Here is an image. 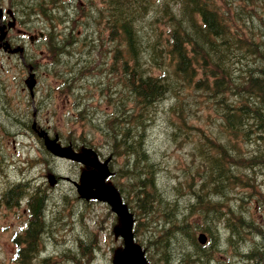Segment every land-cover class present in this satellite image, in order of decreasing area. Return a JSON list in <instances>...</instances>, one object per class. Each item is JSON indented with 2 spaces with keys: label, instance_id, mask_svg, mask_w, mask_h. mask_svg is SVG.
<instances>
[{
  "label": "trees",
  "instance_id": "trees-1",
  "mask_svg": "<svg viewBox=\"0 0 264 264\" xmlns=\"http://www.w3.org/2000/svg\"><path fill=\"white\" fill-rule=\"evenodd\" d=\"M104 3L95 30L79 40L87 58L67 64L75 112L68 121L75 128L62 143L105 156L111 171L115 159H123L119 177L128 193L120 196L147 264H222L215 255L219 246L232 250L224 253L227 264H264V214L255 217L247 205L250 196H263L253 197L258 211L264 201V182L259 191L255 187L264 179V0ZM37 12L55 13L43 7ZM85 13L93 15L88 5ZM78 25L74 21L71 34ZM72 39L56 37V53H69ZM88 75L100 84L94 104L78 88ZM101 106L106 108L99 111ZM203 115L206 129L191 124ZM157 117L171 143L191 145L168 182L158 178L167 168L145 148V130ZM97 143L104 151L94 149ZM247 188L249 193L241 190ZM35 194L27 199L25 247L15 251L20 264H29L45 230L44 199ZM19 197L3 201L13 207L11 200ZM198 230L208 235L207 244L197 243Z\"/></svg>",
  "mask_w": 264,
  "mask_h": 264
},
{
  "label": "rangeland",
  "instance_id": "rangeland-1",
  "mask_svg": "<svg viewBox=\"0 0 264 264\" xmlns=\"http://www.w3.org/2000/svg\"><path fill=\"white\" fill-rule=\"evenodd\" d=\"M68 1V0H67ZM66 1V2H67ZM81 1V0H80ZM84 1V0H83ZM91 9H93L95 12H97V9L103 8V1L104 0H90ZM89 1V2H90ZM87 2V0H85ZM85 2L81 5L80 8H71L68 9V11L71 10L70 13H68L70 16L78 13L76 17L79 16V18H84V13L86 11ZM68 4V2H67ZM83 7L85 8V11L83 12ZM82 12V13H81ZM80 13V14H79ZM54 22L56 23L55 25ZM91 22L93 23V19H91ZM52 26L56 30H63L66 25H63V22L60 20H53L50 19L49 26ZM67 24V23H66ZM40 29V28H38ZM40 49L37 50V53H39ZM49 51V50H47ZM51 51L54 52V49H51L49 51V55H51ZM83 49L77 48L74 53L76 56L82 54ZM39 55V54H38ZM73 57V55H69ZM47 57L46 53H44L41 56H37V66H41L42 63H44V58ZM84 59H86V54L83 55ZM96 63L98 64L99 56L96 58ZM71 62V61H68ZM1 68H0V81H2L7 89L5 93H2L0 95V109L3 111H7L10 113V115H19L22 113L23 119H26L30 123L32 122L31 119V108L30 104L26 103L27 99V90L23 89V86L25 87V84L23 83L25 79H27V69L24 67H20L19 70V76L16 79V82L12 79L15 78V74L10 70L8 66L3 62H0ZM44 68V69H43ZM40 69L38 67V75H37V82L39 83L37 86V92H36V100L37 97L40 95H43L44 92L48 90L50 87L53 90V98L50 102L47 101V103L41 108L40 112L36 114V122L39 124V126L45 128L50 127L55 131V133H59L63 135L65 138L67 132L69 131L70 127L75 128V126H71V123L68 121V115L69 117L74 116V108L72 107V98L66 97L64 93L70 94V89L68 92L67 87L63 88L64 93H59V80L55 78V75L58 74L57 69H50L45 70V67ZM92 75H88L87 80L80 82L78 85L79 90L83 94V97L88 96L92 99L91 103L94 104L98 95L96 88L100 85L99 82H97L96 79H94ZM20 83H23L21 86ZM82 88V89H81ZM49 91V90H48ZM69 96V95H68ZM90 99V100H91ZM67 100V101H66ZM29 106V107H28ZM35 107L36 103H35ZM106 108L105 106H101L99 109L102 110ZM0 110V112H1ZM1 117L3 118L4 115ZM199 117L194 116L191 119V124L206 129V122L204 121L205 116L199 120ZM12 122V121H11ZM15 123V122H14ZM12 126V125H11ZM1 128V125H0ZM78 129V128H77ZM206 131V130H205ZM193 132L191 131L190 138L192 141L197 140L196 135H192ZM99 138V136H98ZM6 142V150L7 154H10L12 152V143H11V137H4ZM98 145V144H96ZM191 145H176L171 143L168 140V137L166 136V132L164 131V124L162 123L160 117H157L154 122L149 125L145 130V148L152 153L158 162H160V165L163 167H166L167 170H163L159 172L158 178L160 181L168 182V180H172L173 174L176 172V174H179V169L183 166L184 162L187 161V151L188 147ZM101 150V148H100ZM24 151L30 152V159L28 163L30 162L31 166H34L33 169H31L30 173L27 175L29 178L27 180L30 181L31 185H41L44 180H46L45 174L48 172H52L59 176H68L69 178L77 179L79 178V174L81 172L86 171L84 174H89V177L94 178L93 180H97L98 173L89 169H83L80 168L75 163H71L65 160H59L54 159L51 155H46L43 150L40 148L39 144L36 140L30 144V146L25 147ZM15 152V151H14ZM17 154V152H15ZM198 156V155H196ZM13 158V157H12ZM122 161L120 159H117V163L113 165V176L110 181L106 184V190L108 191L111 188V183L115 184L116 187L123 189V191L128 193V186L124 183L125 180L121 179L119 177V168L121 166ZM21 170H24V166H22ZM27 173L29 169L25 170ZM42 175L44 176L42 178ZM81 175V174H80ZM261 175V174H260ZM24 177V176H22ZM21 177V178H22ZM35 178V179H33ZM261 179V180H260ZM259 184L256 187V189L259 191V187L264 182L263 178H259ZM111 182V183H110ZM262 187L264 185L262 184ZM261 187V189H262ZM243 192H250L251 188L247 189H241ZM48 197V203L47 208L52 212L53 207L59 208L57 205L61 202L60 199L65 198L64 196H78L74 187L67 181H60L56 187L49 190L47 193ZM132 196H127V199L131 198ZM258 198L261 200V197L263 196H250L249 202L247 205L255 210L254 216H259L260 218H263L264 214V201H261V207L258 209V205L256 204L254 198ZM249 198V197H248ZM70 208L73 211L71 217L73 218V222H68L67 227L63 229V232L67 238H69V241L76 237L78 234H82L84 232V228L90 230H95L98 233V241H99V247L96 249V263L95 264H115L116 261L119 260L118 257L121 255L122 251V245H123V230L124 226L122 224V221L118 219L113 212L110 210V208L104 204L100 203L98 201L92 202V203H85L82 202H76L73 201L70 203ZM81 216L79 215V213ZM192 220H196L199 222L200 218L196 215H193L191 217ZM9 219H6L5 224L8 223ZM69 220V218H68ZM1 222V221H0ZM85 226V227H84ZM94 231L88 232L87 235L89 238H92V243L90 245V249H92V246L95 241V236L93 237ZM221 236L223 239L225 238L224 230H221ZM9 231H5V233L0 232V264H18L15 263L13 260H10V252L11 248L9 247ZM136 234V243L141 239V235L139 232H135ZM138 234V235H137ZM59 235V234H58ZM57 235V236H58ZM71 246L73 243L70 244ZM61 248H55L54 244L51 247H46L44 249L45 255L46 254H55L60 250ZM224 246H219V251L217 253L215 252V255L219 259H223V264L227 263V259L225 257V254L223 253ZM227 255H231L232 250L228 247L227 251L225 252ZM89 256V254H86ZM94 253H92L93 257ZM9 258V259H8ZM141 257L139 255L134 256V260H139ZM87 262V261H85ZM215 264H218L215 262Z\"/></svg>",
  "mask_w": 264,
  "mask_h": 264
},
{
  "label": "flooded vegetation",
  "instance_id": "flooded-vegetation-1",
  "mask_svg": "<svg viewBox=\"0 0 264 264\" xmlns=\"http://www.w3.org/2000/svg\"><path fill=\"white\" fill-rule=\"evenodd\" d=\"M38 6L36 0H0V62L15 74L12 78L15 82L19 76L20 67L27 69V73H33L37 78L38 67L36 60L38 54L45 51L40 50L37 53L38 46L47 45V36L44 35V29H38L35 8ZM1 68V64H0ZM22 85V83H20ZM6 85L0 81V95L5 93ZM1 110V109H0ZM8 116L7 111L1 110L0 116ZM11 120H13L11 118ZM10 122V121H9ZM20 133L19 125H7V129L0 128V164L7 160L8 172L0 170V204L3 205V196H23V190L20 188L21 176L17 169L20 168V160H14L15 135ZM5 135L12 136V152H5ZM43 231V229H40ZM44 237L40 238L43 240ZM40 242V241H39Z\"/></svg>",
  "mask_w": 264,
  "mask_h": 264
},
{
  "label": "water",
  "instance_id": "water-1",
  "mask_svg": "<svg viewBox=\"0 0 264 264\" xmlns=\"http://www.w3.org/2000/svg\"><path fill=\"white\" fill-rule=\"evenodd\" d=\"M31 80H28V86L31 87L32 82ZM46 145L49 151L58 157H64L67 159L75 160L78 162H81L85 165L94 167L100 171V176L98 180L96 181V184L94 186V190H92L90 186V178H84L82 181V190L85 194V196H96L100 200L106 201L107 203L111 204L113 207V211L117 213L121 219L124 222L125 225V232H124V249L121 253V259L118 264H135L132 262V256L135 254V251H131V217L125 210V208L120 204L119 200L113 197L108 196L105 193L104 190V183L103 179L107 174L106 167L102 165L100 162H98L96 159L89 158L86 156H82L79 154H76L70 150H65L61 148L55 141H49L46 139ZM50 183H53V176H49ZM199 241L201 243L205 242V236L199 235ZM136 264H139L136 262Z\"/></svg>",
  "mask_w": 264,
  "mask_h": 264
},
{
  "label": "bare ground",
  "instance_id": "bare-ground-1",
  "mask_svg": "<svg viewBox=\"0 0 264 264\" xmlns=\"http://www.w3.org/2000/svg\"><path fill=\"white\" fill-rule=\"evenodd\" d=\"M255 33V32H254ZM74 34V33H73Z\"/></svg>",
  "mask_w": 264,
  "mask_h": 264
}]
</instances>
